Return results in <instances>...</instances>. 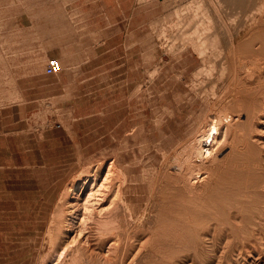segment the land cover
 I'll use <instances>...</instances> for the list:
<instances>
[{
  "label": "rangeland",
  "instance_id": "obj_1",
  "mask_svg": "<svg viewBox=\"0 0 264 264\" xmlns=\"http://www.w3.org/2000/svg\"><path fill=\"white\" fill-rule=\"evenodd\" d=\"M262 3L0 0V126L12 128L0 145L13 152L5 157L0 146V264H264V89L251 109L239 104L255 83L248 90L243 81L231 82L235 91L223 94L238 67L226 48L230 35L251 25L246 16ZM20 12L33 18L19 20ZM198 14L208 39L191 45L179 37L180 24L190 36ZM50 22L55 39H74L71 63L84 59L83 74L62 60V71L46 73ZM57 48L55 56L63 53ZM36 72L53 86V98L41 99L46 90L31 79ZM214 122L216 151L206 161L194 156L200 161L190 164L206 170L187 183L188 174L174 169L177 158L184 160ZM16 148L27 161L19 162ZM117 155L122 180L113 170ZM165 155L171 166H162ZM9 158L18 161H3ZM120 187L132 209L148 206V219L137 223L117 210ZM253 220L260 223L258 239ZM209 227L222 231L216 255L203 235Z\"/></svg>",
  "mask_w": 264,
  "mask_h": 264
},
{
  "label": "bare ground",
  "instance_id": "obj_2",
  "mask_svg": "<svg viewBox=\"0 0 264 264\" xmlns=\"http://www.w3.org/2000/svg\"><path fill=\"white\" fill-rule=\"evenodd\" d=\"M202 1V0H201ZM247 1V0H246ZM200 2V1H199ZM253 3H254V0H253ZM200 4H201V2H200ZM219 4V3H218ZM264 3H262V5H260V7H258L257 9H253V11H250L249 13L250 14H248L246 17H247V19L248 18H250V20H252V23H251V25H249V24H246V23H244V24H242L241 25V27H239L238 29H236L235 31L233 30V32H232V34L230 35V42H229V44H228V46H226V48L228 47L229 48V52H231L232 53V55H233V57H234V59L236 60V63H237V68L235 69L234 68V70H235V72H234V74H233V77L231 76V79H230V83L228 84V87H226L225 89L226 90H224V92H223V94H226V96L227 95H231V94H233V92L235 91L234 90V88L232 89V88H230V85H231V82H241V81H243L247 86V89L249 90V87H248V85H250V86H252L253 85V83H255L256 85L254 86L255 87V92H253L252 91V94L251 93H249V95H246L245 97L246 98H241V103L239 104V106H241V109H242V107L243 108H247V109H251V106H252V104L250 103V102H252V98H257L258 96H256L260 91H262L263 89H264V5H263ZM196 5V4H195ZM199 5V4H198ZM252 5V4H251ZM253 5H255V4H253ZM250 8H252L251 6H249ZM200 8H203V7H200ZM248 8V7H247ZM247 8H245V9H247ZM244 9V8H243ZM199 10V9H198ZM199 12H202V10H200ZM197 13V12H196ZM240 14V13H239ZM247 14V13H246ZM199 15L200 14H198L197 15V17L195 16L194 18H195V21H197V22H195L196 24H194L193 23V21H192V19L190 20L193 24H194V26L192 27V28H189V31H191L192 30V32H190V36L188 35L187 36V31L188 30H186L185 29V25L186 24H180V25H184L183 27H179L180 29H179V37L181 36V39L182 40H186V43L188 42L187 41V38H189V42H191V45H192V43L196 40V41H201V40H203L204 38H207V36L206 37H204V36H202L203 35V33H205L206 31H205V28H207V27H203V26H201V23H202V19L203 18H200L199 17ZM237 16V15H236ZM245 15H243V17H244ZM197 18H200V19H197ZM181 20V19H180ZM231 20V19H230ZM233 20V19H232ZM184 21V20H183ZM233 21H235V20H233ZM245 21V20H244ZM243 21V22H244ZM182 22V21H181ZM180 22V23H181ZM184 23V22H183ZM192 23H190L191 25H193ZM206 24V23H205ZM205 24H203L204 26H205ZM211 24V23H210ZM190 25V26H191ZM209 26V25H208ZM186 27H187V25H186ZM201 27L202 28H204V30H201ZM211 29L212 28H210V29H207V31L209 30V31H211ZM208 33V32H207ZM208 35V34H207ZM214 36H217V34H214ZM214 38V37H213ZM208 39V38H207ZM209 39H211V38H209ZM205 40L206 39H204V41L203 42H205ZM214 40V39H213ZM216 40H217V38H216ZM195 41V42H196ZM212 41V40H211ZM215 41V40H214ZM218 41V40H217ZM185 43V44H186ZM196 43H199V42H196ZM200 43H202V42H200ZM219 43V42H218ZM183 44H184V41H183ZM220 44V43H219ZM198 45V44H197ZM208 47V46H207ZM211 47V46H210ZM215 47V46H214ZM198 48V47H197ZM202 49L203 48H201V49H199V51L201 50L202 51ZM204 50V49H203ZM217 51V50H216ZM221 51H223V49H221L220 51H219V53L221 52ZM197 52V51H196ZM205 52V51H204ZM212 53V52H211ZM216 53H218V52H216ZM199 54H202L201 52L199 53ZM223 54V53H222ZM203 55V54H202ZM205 55V54H204ZM204 55H203V58H204V60H206V57H204ZM212 55V54H211ZM210 56V55H209ZM231 56V55H230ZM220 57V56H219ZM231 58V57H230ZM210 59V58H209ZM221 60V59H220ZM209 61V60H208ZM232 61V60H231ZM208 63H210V62H208ZM213 62H211L210 64H212ZM205 64V63H204ZM213 65V64H212ZM236 65V64H235ZM211 66V65H210ZM210 68V67H209ZM213 68V67H212ZM210 71H212V70H210ZM208 72V71H207ZM199 73V72H198ZM212 73V72H211ZM230 74V73H229ZM236 84V83H235ZM252 84V85H251ZM232 87H235V86H232ZM241 87V86H240ZM243 87H245V85L243 86ZM242 88V87H241ZM247 90V91H248ZM239 96V95H238ZM237 97V96H236ZM248 98H249V103H248ZM256 101V100H255ZM232 102H235V99H234V97H233V99H232ZM238 106V105H237ZM238 106V107H239ZM257 107H258V105H257ZM253 108V107H252ZM260 109V108H259ZM240 110V109H239ZM254 110V109H253ZM255 111V110H254ZM241 112V111H240ZM258 112V111H257ZM256 112V113H257ZM255 113V112H254ZM229 114L230 113H228V115L227 116H229ZM252 114V113H251ZM256 115H260V114H256ZM220 116L222 117V115L220 114ZM226 116V117H227ZM232 116V115H231ZM230 116V117H231ZM250 116V115H249ZM226 117H224L223 116V118L222 119H226ZM250 117H252V116H250ZM257 117H259V116H257ZM217 118V117H216ZM234 117H232L231 118V120L233 119ZM219 119H221L220 117L218 118V120ZM221 119V120H222ZM228 119V118H227ZM253 119H255V118H253ZM260 119V118H259ZM227 121V120H226ZM229 121H230V119H229ZM255 121H257V119L255 120ZM221 122V121H220ZM228 122V121H227ZM219 129H220V127H219V122H214V123H212V124H210V126H209V128L204 132V133H201V135H200V138H198L197 140H196V142L194 143L193 142V146H191V153L190 154H188L187 155V157L184 159V160H182L181 159V157H185L184 155L183 156H180V154H176V155H178V156H180V158H177V157H175V158H177V161L176 160H174V161H176L177 162V165H174V169L176 170V172L177 173H179V174H188L187 175V180L188 181H186L187 183L189 182H191L192 181V176H194V178H196V177H198V174H200V173H202L203 174V170L205 169L206 170V167L205 166H203L202 164L201 165H199V167L197 168V169H195L194 168V166H192L190 163H196V162H199V161H197V160H194V156H196L197 158H201V160L203 159V160H208V158L207 159H204L205 157L204 156H206V155H209V154H212V151H214V149H213V146H214V144H215V141L217 140V135L219 134ZM250 132V131H249ZM250 134V133H249ZM254 136H255V134H254ZM247 137H249L250 138V136H247ZM245 141H246V139H245ZM247 142V141H246ZM245 145H246V143H245ZM244 145V146H245ZM188 146V145H187ZM188 148V147H187ZM245 148H246V146H245ZM181 149V148H180ZM216 151V150H215ZM214 151V152H215ZM172 152V151H171ZM176 152V151H175ZM182 152V151H181ZM213 152V153H214ZM185 154H186V152H184ZM188 153V152H187ZM163 154V153H162ZM175 155V154H174ZM163 156V155H162ZM171 156V155H170ZM156 157V156H155ZM204 157V158H203ZM206 157H208V156H206ZM120 155H117V157H116V159H115V167H116V169H113V170H117V172H118V174H120L119 176H120V179L122 180V178H124L125 177V174H126V172H125V169L123 168V167H121V164H120ZM153 158V157H152ZM150 159H151V157H150ZM156 158H154V160H155ZM144 160H146L145 158H144ZM143 159H142V161H144ZM165 162L162 164V166L163 167H167V166H171L172 164H170L169 165V158L167 157V155H165ZM141 161V162H142ZM148 161V160H147ZM146 161V162H147ZM196 161V162H195ZM159 162H161V161H159ZM203 162V161H202ZM201 163V162H200ZM205 163V162H204ZM207 163V162H206ZM149 164V163H148ZM161 164V163H160ZM199 164V163H198ZM149 165H151V163L149 164ZM152 166V165H151ZM157 167H159V166H157ZM189 170V171H188ZM144 171V170H143ZM173 171V170H172ZM208 171V170H207ZM146 172V171H145ZM205 172V171H204ZM113 173H115V172H113ZM157 173H159V172H157ZM175 173V172H174ZM160 174V173H159ZM206 174H208V172L206 173ZM127 176V175H126ZM145 177V176H144ZM143 177V178H144ZM147 177V176H146ZM172 178H175V176L174 177H172ZM207 179V178H206ZM126 180H127V178H126ZM174 180V179H173ZM197 180V179H196ZM198 180H201V179H198ZM184 181V180H183ZM118 182H119V180H118ZM200 182V181H199ZM202 183H204L203 181H201ZM201 182H200V184H201ZM126 183V182H125ZM124 183V184H125ZM179 183V182H178ZM181 183V182H180ZM185 184V183H184ZM194 184V183H193ZM191 185V188H192V186H194V185ZM249 184V183H248ZM187 185H189V184H187ZM120 186V185H119ZM119 186H118V188H119ZM200 186V185H199ZM246 186H249V185H246ZM127 188V187H126ZM247 188V187H246ZM248 189V188H247ZM118 191V190H117ZM119 191H120V196H119V201H118V204H117V210L118 209H120V208H123L122 210H123V212L125 213V215L126 214H129L131 217H132V219H135V221H137V223L138 222H142V221H144V220H146V218H147V214H148V212H147V210H148V206L147 207H145L144 209H141V210H135V209H132V207L129 205V201H127V197H126V195L125 194H127V193H125V190L122 188V187H120V189H119ZM186 191V190H185ZM188 191V190H187ZM198 191V190H197ZM246 191H248V190H246ZM249 191H251V190H249ZM153 192V191H152ZM199 192V191H198ZM72 193H73V195H72V198H75L76 196H77V186L75 185L73 188H72ZM119 192H117L116 193V195L118 194ZM168 193V192H167ZM189 193V192H188ZM244 193H245V190H244ZM243 193V194H244ZM247 193V192H246ZM245 193V194H246ZM249 193V192H248ZM248 193H247V195H248ZM153 194V193H152ZM187 194V193H186ZM197 194V193H196ZM192 195V194H191ZM118 196V195H117ZM191 197V196H190ZM199 197H200V195H199ZM202 197V196H201ZM244 197H247V196H244ZM117 198V197H116ZM196 198V197H195ZM191 199V198H190ZM172 200H174V198L172 199ZM194 200V199H193ZM245 200V199H244ZM86 201V200H85ZM85 201H84V203H85ZM62 202H63V200H62ZM89 202V201H88ZM87 203V202H86ZM117 203V202H116ZM177 203H179V202H177ZM85 205V204H84ZM138 207H139V205H137ZM197 206V205H196ZM64 207V206H63ZM141 207V206H140ZM263 207H264V205H263ZM263 207H262V209H263ZM137 208V207H136ZM60 209V208H59ZM185 209H187V206H186V208ZM151 210V209H150ZM206 210H208V209H206ZM264 210V209H263ZM149 211V210H148ZM178 211V210H177ZM183 211V210H182ZM200 211H202V210H200ZM259 212H260V210H258ZM122 212V211H121ZM120 212V213H121ZM179 212V211H178ZM180 212H181V210H180ZM264 212V211H263ZM262 210H261V215H262ZM118 213V212H117ZM191 214V213H190ZM264 214V213H263ZM115 215H117V214H115ZM149 215V214H148ZM181 215H183V214H181ZM121 216V215H120ZM189 216V215H188ZM117 217V216H116ZM116 217H114V218H116ZM125 217V216H124ZM254 217H257V216H254ZM121 218H122V216H121ZM149 218V217H148ZM147 218V219H148ZM131 219V218H130ZM174 219H176V218H174ZM118 220V219H117ZM121 220V219H120ZM127 220V219H126ZM256 220H260L259 218L258 219H256ZM54 221H56V220H54ZM260 221H263V219L262 220H260ZM116 222V221H115ZM118 222V221H117ZM264 222V221H263ZM134 223V222H133ZM252 225L254 226V228L253 227H251V226H248L249 228L251 227V228H253V230H252V232L254 231V233L256 234V236H257V239H258V234H257V232H258V227H260V226H258L259 224L258 223H256L254 220L252 221ZM116 224V223H115ZM146 224V223H145ZM209 224V223H208ZM251 224V223H250ZM249 224V225H250ZM116 225H118V224H116ZM211 225V224H210ZM264 225V224H263ZM213 226H215V225H213ZM58 227V226H57ZM117 228V227H116ZM118 228H120V227H118ZM114 229V228H113ZM223 229V228H222ZM225 229V228H224ZM50 230H53V229H50ZM55 230V229H54ZM120 230V229H119ZM119 230H117L116 229V231H119ZM132 230V229H131ZM220 230V228H217V227H209L208 228V231H205V232H203V235H204V237H208L209 238V240L211 241L210 243H211V247H209V248H212L211 249V252H214V254L217 252V249H218V244H219V240L221 239V232L219 233L218 231ZM262 230V229H261ZM115 231V232H116ZM260 231V230H259ZM61 232V231H60ZM139 232V231H138ZM261 232V231H260ZM58 233V232H57ZM140 233V232H139ZM224 233V232H223ZM262 233V232H261ZM264 233V232H263ZM115 234H117V233H115ZM142 234V233H141ZM250 234V233H249ZM260 234V233H259ZM202 235V234H201ZM202 235V236H203ZM261 235V234H260ZM55 236V235H54ZM54 236H53V238H54ZM57 236V235H56ZM138 236V235H137ZM251 236V235H250ZM253 236V235H252ZM117 237H118V235H117ZM135 237V236H134ZM228 237H230V236H228ZM254 237V236H253ZM263 237V234L261 235V237L260 238H262ZM59 238V237H58ZM120 238V237H119ZM250 238V237H249ZM52 239V238H51ZM152 238H150V240H151ZM205 239V238H204ZM229 239V238H228ZM231 239V238H230ZM263 239V238H262ZM50 240V239H49ZM48 240V241H49ZM120 240V239H119ZM122 240V239H121ZM120 240V241H121ZM138 240V239H137ZM208 240V241H209ZM243 240V239H242ZM241 240V241H242ZM53 241V240H52ZM139 241V240H138ZM154 241V240H153ZM224 241V240H223ZM230 241V240H229ZM51 242V241H50ZM50 242H48L49 243V245H50ZM137 242V241H136ZM140 242V241H139ZM205 242V241H204ZM207 242V241H206ZM205 242V243H206ZM238 242V241H237ZM197 243V242H196ZM221 243V242H220ZM227 243V242H226ZM224 243V245H226L227 246V244H228V246L229 245H231V243ZM234 243V245L236 244V242H233ZM249 243V242H248ZM248 243L247 242H245V243H243V244H241L240 242H239V244L242 246L241 248L242 249H244L245 250V252H246V250L247 249H249L248 247L250 246V245H248ZM254 243V242H253ZM252 243V244H253ZM117 244V243H116ZM147 244V243H146ZM145 244V245H146ZM149 244V243H148ZM151 244V243H150ZM152 245H153V242H152ZM181 245H183V244H181ZM197 245V244H196ZM195 245V246H196ZM223 245V247H225ZM234 245H233V247H234ZM238 244H236V246H237ZM254 245H256L255 243H254ZM119 246H120V244H119ZM136 246H138V245H135V246H133V248L135 247L136 248ZM151 246V245H150ZM200 246H201V244H200ZM183 247V246H182ZM208 247V246H207ZM230 247V246H229ZM233 247H231V248H233ZM238 247V246H237ZM145 248V247H144ZM201 248V247H200ZM230 248V249H231ZM234 248H236V247H234ZM251 248V247H250ZM257 248H258V246H257ZM119 249V248H118ZM190 249H192V248H190ZM223 250H226V249H224V248H222ZM230 249H229V251H230ZM189 250V249H188ZM198 250V249H197ZM243 250V251H244ZM250 250V249H249ZM54 251V250H53ZM131 251V250H130ZM135 251V250H134ZM139 251V250H138ZM190 251H192V250H190ZM193 251H195V250H193ZM192 251V252H193ZM199 251V250H198ZM228 251V252H229ZM239 251V250H238ZM242 251V252H243ZM256 251V250H255ZM200 252V251H199ZM207 253L208 252V250L207 251H205V248L203 247V248H201V252L200 253ZM218 252H219V250H218ZM218 252H217V254H218ZM240 252V251H239ZM244 252V253H245ZM250 252V251H249ZM48 253V252H47ZM141 253V252H140ZM224 253V252H223ZM60 254L61 255H59L60 256V258H61V256L64 254H62V252H60ZM67 254V253H66ZM117 254H118V252H117ZM191 254H194V253H191ZM197 254V253H196ZM195 254V255H196ZM213 254V255H214ZM242 254V253H241ZM68 255V254H67ZM130 255V254H129ZM205 255V254H204ZM211 255V254H210ZM216 255V254H215ZM221 255V254H220ZM225 255V254H224ZM194 256V255H193ZM193 256H192V258H193ZM219 256V255H218ZM243 256V255H242ZM66 257V256H65ZM71 257H73V256H71ZM70 257V258H71ZM207 257V256H206ZM209 257V256H208ZM214 257V256H213ZM220 257V256H219ZM59 258V259H60ZM69 258V259H70ZM198 259H200V258H198ZM43 260V259H42ZM42 260H41V264L43 263L42 262ZM68 260V259H67ZM71 260V259H70ZM120 260V259H119ZM127 260V259H126ZM88 261V260H87ZM193 261V260H192ZM207 261H209V260H207ZM196 263V262H195ZM203 263V262H202ZM44 264V263H43ZM65 264V263H64ZM69 264V263H68ZM119 264H121V263H119Z\"/></svg>",
  "mask_w": 264,
  "mask_h": 264
},
{
  "label": "crops",
  "instance_id": "obj_3",
  "mask_svg": "<svg viewBox=\"0 0 264 264\" xmlns=\"http://www.w3.org/2000/svg\"><path fill=\"white\" fill-rule=\"evenodd\" d=\"M23 18H26V19H32L33 16H31V13L29 12H20V15H19V20L23 19ZM19 24V28L21 29V31H23L22 29L27 27L25 25H22V23H18ZM116 35H117V31L114 33V36L116 38ZM45 40H46V44H47V47L45 48V51L47 52V56H51V57H57L59 58L60 60L64 61L65 65H64V68H66L67 70L69 69V67H77L79 70H78V74H83L84 71H83V67L85 65V61L84 59H80L78 58L77 59V64L76 63H71V60L73 59L74 60V55H72V52L74 50V39H72L68 34L66 37H63V38H57L55 39V35H54V31H53V22H50L49 24V31L47 32L46 34V37H45ZM55 43L58 45L60 51H63V53H58L57 56H55L52 52H54L55 50ZM60 45V46H59ZM66 53V54H64ZM43 61H45L46 59V56H43L42 57ZM30 58H26L24 61L26 62V66L29 67L32 65V62H30ZM21 62V61H20ZM39 66H41V68H43L44 66V62L43 63H40ZM63 66V65H62ZM66 66V67H65ZM69 72L66 71V74H68ZM33 78V82L35 83H40V85H45V95L44 96H41V99H49V98H53L54 96V90H53V86L52 85H48V82L47 81H42L43 80V77H44V74L43 72H36V73H33L32 74ZM84 76V75H83ZM85 78V77H84ZM43 82V83H41ZM3 113V111H1V114ZM4 125V124H3ZM2 127L0 126V143H5V142H8V140L10 139L9 137L10 136V133H12V128L10 126V124L8 123H5V126ZM23 131V130H22ZM24 135H22L21 137H23ZM15 139H18V137H16ZM1 146V145H0ZM20 147L22 145H19ZM12 147V146H11ZM14 147V146H13ZM1 152L2 154L6 157V153L8 156H13V152L9 151V150H3V149H6V145L4 144L3 146H1ZM12 149V148H11ZM17 150L15 151V155L17 156H20L21 158H18L19 162H25L27 161L23 155H24V152L21 151V148H16ZM17 160V161H18ZM3 161H10V162H15L16 160L15 159H3ZM16 161V162H17Z\"/></svg>",
  "mask_w": 264,
  "mask_h": 264
},
{
  "label": "built area",
  "instance_id": "obj_4",
  "mask_svg": "<svg viewBox=\"0 0 264 264\" xmlns=\"http://www.w3.org/2000/svg\"><path fill=\"white\" fill-rule=\"evenodd\" d=\"M63 66L59 58L51 57L49 58L48 64L46 66V73L47 74H56L62 71Z\"/></svg>",
  "mask_w": 264,
  "mask_h": 264
}]
</instances>
